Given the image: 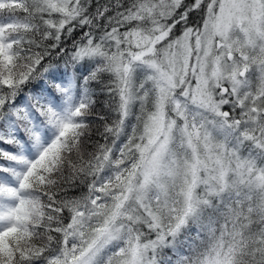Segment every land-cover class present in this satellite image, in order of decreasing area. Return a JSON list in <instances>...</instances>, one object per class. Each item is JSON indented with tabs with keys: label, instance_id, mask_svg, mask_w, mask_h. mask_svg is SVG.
<instances>
[{
	"label": "snow or ice",
	"instance_id": "snow-or-ice-1",
	"mask_svg": "<svg viewBox=\"0 0 264 264\" xmlns=\"http://www.w3.org/2000/svg\"><path fill=\"white\" fill-rule=\"evenodd\" d=\"M0 264H264V0H0Z\"/></svg>",
	"mask_w": 264,
	"mask_h": 264
}]
</instances>
